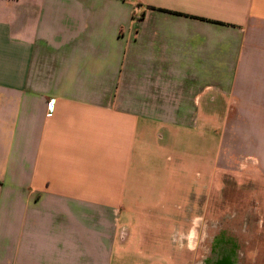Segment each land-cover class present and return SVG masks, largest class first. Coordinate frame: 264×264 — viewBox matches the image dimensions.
Wrapping results in <instances>:
<instances>
[{
    "label": "crops",
    "instance_id": "1",
    "mask_svg": "<svg viewBox=\"0 0 264 264\" xmlns=\"http://www.w3.org/2000/svg\"><path fill=\"white\" fill-rule=\"evenodd\" d=\"M200 125L203 182H264V0H0V264H155Z\"/></svg>",
    "mask_w": 264,
    "mask_h": 264
},
{
    "label": "rangeland",
    "instance_id": "2",
    "mask_svg": "<svg viewBox=\"0 0 264 264\" xmlns=\"http://www.w3.org/2000/svg\"><path fill=\"white\" fill-rule=\"evenodd\" d=\"M202 137L200 125L193 147L186 148V138L181 135L178 149L170 154L174 170L173 177L168 171L170 177L167 178L179 179L173 183V195L168 183L163 182L161 189L150 187L146 180L152 172L149 170L144 174L136 192L145 200L154 197V190L157 195L150 203H138V207L160 208L163 205L169 208V213H179V217L149 216L138 209L140 218L136 221L140 227L136 233L142 234L148 228L149 233L157 237L155 245L158 244L159 257L154 258L159 261L155 264H224L221 248L227 247L231 253L227 264L264 262V182L257 181L258 178L251 174L242 176L220 171L215 174L213 169L212 173L209 171L212 176L210 185L203 182L209 156L203 153ZM169 200L175 203L172 209L166 205ZM138 250L147 256L156 254L153 248L140 247ZM140 254L135 250L133 255L139 259L147 258Z\"/></svg>",
    "mask_w": 264,
    "mask_h": 264
},
{
    "label": "flooded vegetation",
    "instance_id": "3",
    "mask_svg": "<svg viewBox=\"0 0 264 264\" xmlns=\"http://www.w3.org/2000/svg\"><path fill=\"white\" fill-rule=\"evenodd\" d=\"M252 218V217H251ZM230 247H227V248H221V251H223L222 252V258L225 260L224 262V264H227L228 262H229V260H228V258L229 257H231V253H230ZM257 262V263H256ZM256 262H254L255 264H264V262L263 261H261V262H258V261H256ZM253 263V264H254ZM221 264H222V262H221Z\"/></svg>",
    "mask_w": 264,
    "mask_h": 264
}]
</instances>
